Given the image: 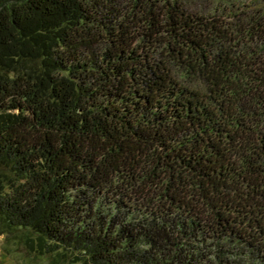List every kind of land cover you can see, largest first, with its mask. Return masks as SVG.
I'll list each match as a JSON object with an SVG mask.
<instances>
[{"label": "trees", "instance_id": "trees-1", "mask_svg": "<svg viewBox=\"0 0 264 264\" xmlns=\"http://www.w3.org/2000/svg\"><path fill=\"white\" fill-rule=\"evenodd\" d=\"M0 234L264 264V0H0Z\"/></svg>", "mask_w": 264, "mask_h": 264}, {"label": "rangeland", "instance_id": "rangeland-1", "mask_svg": "<svg viewBox=\"0 0 264 264\" xmlns=\"http://www.w3.org/2000/svg\"><path fill=\"white\" fill-rule=\"evenodd\" d=\"M0 264H49V258L26 251L19 239L10 234H0Z\"/></svg>", "mask_w": 264, "mask_h": 264}]
</instances>
